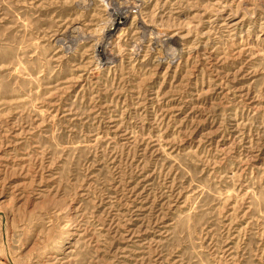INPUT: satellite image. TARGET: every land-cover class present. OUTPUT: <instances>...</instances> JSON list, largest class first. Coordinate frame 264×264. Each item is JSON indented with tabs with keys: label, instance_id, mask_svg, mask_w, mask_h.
<instances>
[{
	"label": "rangeland",
	"instance_id": "obj_1",
	"mask_svg": "<svg viewBox=\"0 0 264 264\" xmlns=\"http://www.w3.org/2000/svg\"><path fill=\"white\" fill-rule=\"evenodd\" d=\"M0 264H264V0H0Z\"/></svg>",
	"mask_w": 264,
	"mask_h": 264
},
{
	"label": "bare ground",
	"instance_id": "obj_2",
	"mask_svg": "<svg viewBox=\"0 0 264 264\" xmlns=\"http://www.w3.org/2000/svg\"><path fill=\"white\" fill-rule=\"evenodd\" d=\"M111 27V26H110Z\"/></svg>",
	"mask_w": 264,
	"mask_h": 264
}]
</instances>
